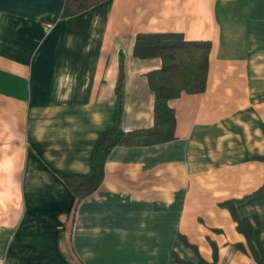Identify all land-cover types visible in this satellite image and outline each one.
Masks as SVG:
<instances>
[{
    "label": "crops",
    "instance_id": "0c3cea01",
    "mask_svg": "<svg viewBox=\"0 0 264 264\" xmlns=\"http://www.w3.org/2000/svg\"><path fill=\"white\" fill-rule=\"evenodd\" d=\"M65 3L0 0V264H258L225 203L264 243V0ZM156 33L211 43L206 90L169 101L172 141L114 148L73 210L65 176L116 121L122 56V126H154L163 61L133 53Z\"/></svg>",
    "mask_w": 264,
    "mask_h": 264
},
{
    "label": "trees",
    "instance_id": "16d2710c",
    "mask_svg": "<svg viewBox=\"0 0 264 264\" xmlns=\"http://www.w3.org/2000/svg\"><path fill=\"white\" fill-rule=\"evenodd\" d=\"M105 1L107 0H66L64 16L78 15ZM211 49L210 42L186 41L183 35L178 33L137 36L133 53L135 58H160L163 61L161 69L147 74L150 89L155 95L154 126L131 132H126L122 126L125 105V67L122 56L116 88L119 108L116 121L100 139L90 172L65 176L66 184L73 194V210L100 188L104 180L106 162L114 148L151 146L175 139L176 115L168 103L183 93L201 94L205 92ZM242 201L225 203L232 210L238 224V231L246 237L248 242V248L241 245L240 249L244 252L249 251L258 264H264V243L256 238L252 223L239 218L232 207L233 204ZM214 254L217 255V248H214ZM199 264H216V262L208 263L201 260Z\"/></svg>",
    "mask_w": 264,
    "mask_h": 264
}]
</instances>
